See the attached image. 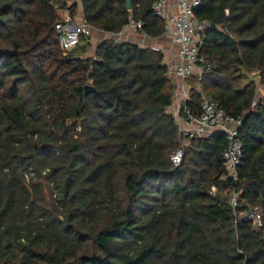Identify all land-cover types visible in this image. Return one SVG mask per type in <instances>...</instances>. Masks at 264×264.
<instances>
[{
	"label": "trees",
	"instance_id": "16d2710c",
	"mask_svg": "<svg viewBox=\"0 0 264 264\" xmlns=\"http://www.w3.org/2000/svg\"><path fill=\"white\" fill-rule=\"evenodd\" d=\"M131 1L0 0V264H264V217L259 229L238 218L242 201L264 206V0L195 9L216 27L187 105L200 114L206 94L242 118L238 180L223 133L185 144L161 49L108 38L83 57L86 34L61 48L56 25L80 3L95 29L118 34L134 19L163 34L158 0Z\"/></svg>",
	"mask_w": 264,
	"mask_h": 264
},
{
	"label": "built area",
	"instance_id": "2783aa9c",
	"mask_svg": "<svg viewBox=\"0 0 264 264\" xmlns=\"http://www.w3.org/2000/svg\"><path fill=\"white\" fill-rule=\"evenodd\" d=\"M201 2L202 0H158L153 6L155 13L164 21L165 33L170 35L178 46V61L169 66V74L175 80L177 88L191 76L195 75L201 79L211 67L210 63L200 55L205 31L210 26V22L200 20L195 14V9L201 5ZM144 24L142 20L131 19L125 29H138L147 35ZM56 28L61 48L67 51L79 44L82 34L91 35L94 30L84 18L77 22L70 14L63 17ZM189 98L184 96L180 110L175 114L180 132L186 139L185 144L196 136H207L214 132L223 133L226 139L223 158L227 176L238 180V166L243 155V144L239 138L242 118L230 115L212 96L206 94L202 98L201 113L194 114L187 105ZM182 158L181 147L174 152L172 160L179 165ZM232 203L234 206L239 204L237 193L233 196ZM240 204L243 209L238 214V218L250 219L254 228L259 229L264 217V206L254 205L246 200Z\"/></svg>",
	"mask_w": 264,
	"mask_h": 264
},
{
	"label": "crops",
	"instance_id": "0c3cea01",
	"mask_svg": "<svg viewBox=\"0 0 264 264\" xmlns=\"http://www.w3.org/2000/svg\"><path fill=\"white\" fill-rule=\"evenodd\" d=\"M76 18H78L80 21L82 20V18H84V10L81 3ZM94 30H96V32L92 36L93 39L92 41H94L95 43L94 46L96 47L101 41L108 38L125 39L136 42L144 47L151 46L154 48L161 49L165 55L164 60L169 66L178 61V57H177L178 46L172 41L171 36L165 33V30L163 34L158 36H151L149 34L144 35L143 32L138 29H131V30L124 29L121 33L118 34L107 33L105 31H101L95 28ZM94 52L89 53L87 56L94 55L93 54ZM190 78L191 77L187 78L183 82L182 86L178 85V88L176 89L174 102L169 108V110L174 114L178 113V111L180 110L184 96L190 97V90L193 86L192 83L190 82Z\"/></svg>",
	"mask_w": 264,
	"mask_h": 264
},
{
	"label": "rangeland",
	"instance_id": "374dc122",
	"mask_svg": "<svg viewBox=\"0 0 264 264\" xmlns=\"http://www.w3.org/2000/svg\"><path fill=\"white\" fill-rule=\"evenodd\" d=\"M62 15H63V17L68 16V15H69L68 10L63 11V12H62ZM77 15H78V13H77ZM75 21L80 22V20H79L78 18H76ZM95 32H96V30H93L92 34L90 35V37H91V41L93 40V39H92V36H93V34H94ZM80 39H81V37H80ZM94 45H95V43H94V41H92L91 44H90V46H89V48H88V50H86V52H85L84 50H81V46L79 45V46L75 49V52H76L77 54H81L83 57H85V56H87L89 53L94 52V51L96 50V46H94ZM94 53H95V52H94ZM94 53H93V54H94ZM249 76L251 77L250 79H252V78H253V79H256L258 82H259V80H260V78H259L257 75H255V74H251V75H249ZM263 93H264V84L259 83V88H258V92H257V97L262 96Z\"/></svg>",
	"mask_w": 264,
	"mask_h": 264
},
{
	"label": "water",
	"instance_id": "95a60500",
	"mask_svg": "<svg viewBox=\"0 0 264 264\" xmlns=\"http://www.w3.org/2000/svg\"><path fill=\"white\" fill-rule=\"evenodd\" d=\"M126 1H127V8L131 9L132 1L131 0H126ZM210 27H212V28L216 27V24L214 22H211L210 23ZM92 91H96L95 86L93 84H90V83L86 84L85 85V92L89 93V92H92Z\"/></svg>",
	"mask_w": 264,
	"mask_h": 264
}]
</instances>
